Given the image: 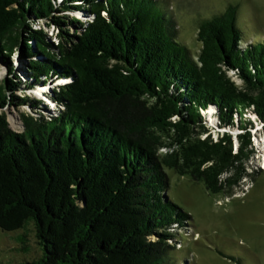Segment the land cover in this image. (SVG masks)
Returning <instances> with one entry per match:
<instances>
[{
  "label": "trees",
  "instance_id": "obj_1",
  "mask_svg": "<svg viewBox=\"0 0 264 264\" xmlns=\"http://www.w3.org/2000/svg\"><path fill=\"white\" fill-rule=\"evenodd\" d=\"M169 8L0 0V230L23 231L28 252L33 227L41 256L29 264H187L173 242L192 217L169 198L165 168L213 194H233L250 175L252 132L264 123V39L242 46L250 32L231 4L200 20L193 55ZM56 79L67 82L50 90L55 112L28 89ZM10 105L38 115L23 112L15 131Z\"/></svg>",
  "mask_w": 264,
  "mask_h": 264
},
{
  "label": "rangeland",
  "instance_id": "obj_2",
  "mask_svg": "<svg viewBox=\"0 0 264 264\" xmlns=\"http://www.w3.org/2000/svg\"><path fill=\"white\" fill-rule=\"evenodd\" d=\"M63 1V0H59ZM170 12L177 26L178 38L186 44L195 55L200 51L201 42L197 40L200 20L221 13L229 4L240 7V22L247 24L249 38L242 46H247L256 39H264V0H167ZM81 20L92 19L84 11L72 13ZM42 22L36 23V27ZM53 27L48 29V35L57 42ZM23 59L19 53L12 56V64L22 73ZM8 68L0 63V79L7 77ZM238 85L243 82L233 76ZM60 80L59 85L63 84ZM58 85V80H52L45 86L39 84L28 93L42 99L55 111L57 107L51 101L50 90ZM44 90V91H42ZM38 115L29 105L20 109L10 105L6 108L8 120L15 131H22L21 114ZM54 113V112H53ZM210 119V118H209ZM16 122V124H15ZM217 123L215 117L209 120ZM213 132L214 139L217 134ZM253 133V143L257 154L248 163L250 175L243 180L240 187L234 188V193L213 194L208 191L203 182L194 180L190 175H181L169 167L165 168L169 176V198L190 214L191 225H188L181 236L173 242L175 248L182 250L180 256L187 264H264V170L262 159L264 154V123H258ZM255 133V134H254ZM237 134V133H235ZM236 141V135L233 136ZM260 140L257 143V140ZM235 149V148H234ZM192 226V227H191ZM25 238L24 246L17 239L19 232H1L0 230V264H29L41 256V249L32 226ZM154 240V236H151ZM172 243V242H171Z\"/></svg>",
  "mask_w": 264,
  "mask_h": 264
},
{
  "label": "bare ground",
  "instance_id": "obj_3",
  "mask_svg": "<svg viewBox=\"0 0 264 264\" xmlns=\"http://www.w3.org/2000/svg\"><path fill=\"white\" fill-rule=\"evenodd\" d=\"M65 82H67L66 80H64L62 83H65ZM42 91H44V90H42ZM45 92V91H44ZM15 124H16V122H15ZM258 141H260L259 139L257 140V143H260V142H258ZM262 168H263V170H264V154H263V159H262V166H261Z\"/></svg>",
  "mask_w": 264,
  "mask_h": 264
},
{
  "label": "flooded vegetation",
  "instance_id": "obj_4",
  "mask_svg": "<svg viewBox=\"0 0 264 264\" xmlns=\"http://www.w3.org/2000/svg\"><path fill=\"white\" fill-rule=\"evenodd\" d=\"M229 5H231V4H229ZM229 5H228V6H229ZM228 6H227V7H228Z\"/></svg>",
  "mask_w": 264,
  "mask_h": 264
},
{
  "label": "clouds",
  "instance_id": "obj_5",
  "mask_svg": "<svg viewBox=\"0 0 264 264\" xmlns=\"http://www.w3.org/2000/svg\"><path fill=\"white\" fill-rule=\"evenodd\" d=\"M58 81H59V80H58ZM59 82H60V81H59ZM59 82H58V83H59Z\"/></svg>",
  "mask_w": 264,
  "mask_h": 264
}]
</instances>
